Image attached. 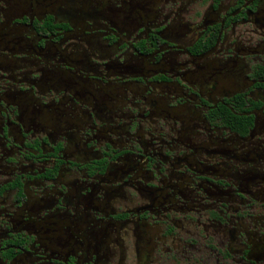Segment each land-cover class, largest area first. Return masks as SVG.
Returning a JSON list of instances; mask_svg holds the SVG:
<instances>
[{
    "label": "flooded vegetation",
    "instance_id": "af4514ba",
    "mask_svg": "<svg viewBox=\"0 0 264 264\" xmlns=\"http://www.w3.org/2000/svg\"><path fill=\"white\" fill-rule=\"evenodd\" d=\"M0 264H264V0H0Z\"/></svg>",
    "mask_w": 264,
    "mask_h": 264
}]
</instances>
